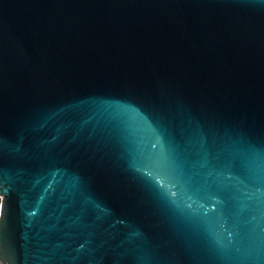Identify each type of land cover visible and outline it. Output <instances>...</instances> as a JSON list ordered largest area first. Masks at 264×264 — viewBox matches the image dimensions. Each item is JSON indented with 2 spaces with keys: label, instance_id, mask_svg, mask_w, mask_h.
Instances as JSON below:
<instances>
[{
  "label": "water",
  "instance_id": "95a60500",
  "mask_svg": "<svg viewBox=\"0 0 264 264\" xmlns=\"http://www.w3.org/2000/svg\"><path fill=\"white\" fill-rule=\"evenodd\" d=\"M0 264H264V0H0Z\"/></svg>",
  "mask_w": 264,
  "mask_h": 264
}]
</instances>
